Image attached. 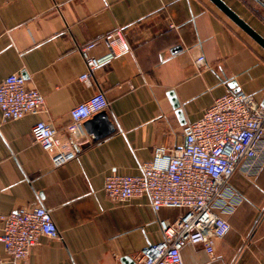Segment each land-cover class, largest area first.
<instances>
[{"label":"crops","instance_id":"obj_1","mask_svg":"<svg viewBox=\"0 0 264 264\" xmlns=\"http://www.w3.org/2000/svg\"><path fill=\"white\" fill-rule=\"evenodd\" d=\"M223 1L264 39L262 4ZM118 30L132 51L98 67L93 85L81 81V48L95 43L88 53L102 58L110 52L106 36ZM12 73L45 95L48 114L0 125V214L43 204L62 236H41L31 264H133L161 241L158 219L184 211L155 214L147 196L113 201L106 177L138 175L155 146L182 145L183 125L221 95L242 89L264 102V46L212 0H0V83ZM100 89L114 130L94 139L85 121L71 135V109ZM46 117L61 143L83 145L60 167L32 139L33 124ZM231 185L244 201L223 213L231 231L216 241L209 264H264V166L254 178L235 173ZM182 253L185 264L208 260L201 244ZM8 258L0 242V259Z\"/></svg>","mask_w":264,"mask_h":264},{"label":"built area","instance_id":"obj_2","mask_svg":"<svg viewBox=\"0 0 264 264\" xmlns=\"http://www.w3.org/2000/svg\"><path fill=\"white\" fill-rule=\"evenodd\" d=\"M264 6V0H257ZM174 28L173 23L169 24ZM110 52L96 58L88 50L90 43L81 48L87 71L80 80L93 85V72L115 56L132 49L121 30L106 36ZM197 66L206 63L199 55ZM110 101L103 90L70 111L68 131L79 135L84 122L107 110ZM45 95L31 88L22 73H12L0 83V125L28 115H47ZM58 129L52 119L40 118L32 126L33 142L49 155L53 167L74 160L82 144L67 145L58 138ZM184 143L174 148L157 145L153 158L140 163V174H112L106 177L104 191L118 202L147 196L155 214L162 209H182L175 218L161 219L162 239L141 251L135 264H185L183 249L201 244L209 264L216 257L215 243L231 231L224 212H232L244 201L231 185L235 173L242 172L254 178L264 166V106L252 94L239 89L214 99L201 116L182 127ZM0 242L9 258L0 264H31V249L41 236L62 238L53 219L52 209L43 204L20 207L0 214Z\"/></svg>","mask_w":264,"mask_h":264},{"label":"water","instance_id":"obj_3","mask_svg":"<svg viewBox=\"0 0 264 264\" xmlns=\"http://www.w3.org/2000/svg\"><path fill=\"white\" fill-rule=\"evenodd\" d=\"M212 1L232 20H234L248 33H250L259 43L264 46V39L260 35H258L243 19H241L223 0ZM262 105L264 106V102L262 103ZM176 106H178L177 103ZM85 127L88 133L94 135V139H99L114 130V125L109 119V115L106 110H103L95 114L92 118L86 120ZM133 264H135V262Z\"/></svg>","mask_w":264,"mask_h":264}]
</instances>
